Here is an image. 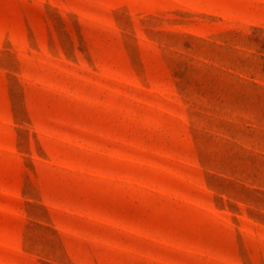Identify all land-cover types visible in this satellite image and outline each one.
<instances>
[{"label":"rangeland","instance_id":"374dc122","mask_svg":"<svg viewBox=\"0 0 264 264\" xmlns=\"http://www.w3.org/2000/svg\"><path fill=\"white\" fill-rule=\"evenodd\" d=\"M0 264H264V0H0Z\"/></svg>","mask_w":264,"mask_h":264}]
</instances>
